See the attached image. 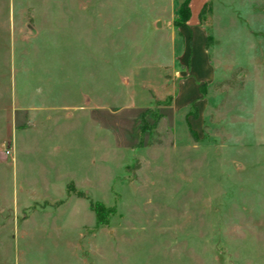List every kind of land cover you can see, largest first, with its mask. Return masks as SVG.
<instances>
[{"label":"rangeland","instance_id":"374dc122","mask_svg":"<svg viewBox=\"0 0 264 264\" xmlns=\"http://www.w3.org/2000/svg\"><path fill=\"white\" fill-rule=\"evenodd\" d=\"M183 1L0 0V264H264V0Z\"/></svg>","mask_w":264,"mask_h":264},{"label":"trees","instance_id":"16d2710c","mask_svg":"<svg viewBox=\"0 0 264 264\" xmlns=\"http://www.w3.org/2000/svg\"><path fill=\"white\" fill-rule=\"evenodd\" d=\"M189 2L190 0H184L182 4L180 5V7L178 8L177 15H178V18H181L182 20L181 22L182 26H185V23H187L190 18ZM93 210L97 213V210L95 209L94 206H93Z\"/></svg>","mask_w":264,"mask_h":264},{"label":"crops","instance_id":"0c3cea01","mask_svg":"<svg viewBox=\"0 0 264 264\" xmlns=\"http://www.w3.org/2000/svg\"><path fill=\"white\" fill-rule=\"evenodd\" d=\"M209 1H211V0H209ZM209 1H206V2L202 3V5L200 6V7H201V11H202V9L204 8V5L207 4ZM190 2H191V0H190ZM190 2H189V9H190ZM201 11H200V13H201ZM199 15H200V14H199ZM188 22H189V21H188Z\"/></svg>","mask_w":264,"mask_h":264}]
</instances>
